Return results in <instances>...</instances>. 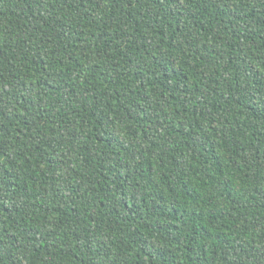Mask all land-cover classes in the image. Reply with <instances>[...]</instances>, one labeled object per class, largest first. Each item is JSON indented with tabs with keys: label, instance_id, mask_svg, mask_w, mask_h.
I'll return each mask as SVG.
<instances>
[{
	"label": "trees",
	"instance_id": "16d2710c",
	"mask_svg": "<svg viewBox=\"0 0 264 264\" xmlns=\"http://www.w3.org/2000/svg\"><path fill=\"white\" fill-rule=\"evenodd\" d=\"M0 264H264V0H0Z\"/></svg>",
	"mask_w": 264,
	"mask_h": 264
}]
</instances>
